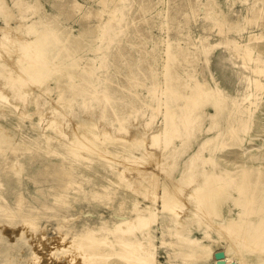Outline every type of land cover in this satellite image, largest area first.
I'll return each mask as SVG.
<instances>
[{"label":"rangeland","instance_id":"374dc122","mask_svg":"<svg viewBox=\"0 0 264 264\" xmlns=\"http://www.w3.org/2000/svg\"><path fill=\"white\" fill-rule=\"evenodd\" d=\"M207 8L212 10L210 17L205 15ZM252 9L264 10V0H106L104 4L100 0H0V202L13 207L16 195L22 193L36 207L32 215L35 229L25 225L26 230L23 225L27 222L22 219L8 226L0 223V232L4 227L13 230L9 235L4 232L2 242L9 241V264L62 261L75 249L69 243L74 233L85 227L96 231L101 223L120 225L121 220L126 222L121 225L123 230L127 221L135 223L130 222V227L135 226L129 233L124 232L125 236L137 235L143 248L155 249L154 264L264 261L259 241L261 237L264 240V90L250 105L251 113L230 114L233 123H228L232 125V131H228L222 113L215 115L208 94H193L188 87L195 81L216 84L226 96L222 104L227 106L232 100L246 103L242 76L250 71L242 66L239 57L228 53L223 38L248 44V36L257 35L250 45L255 44L264 61V15L263 20H253ZM96 11L101 14H93ZM217 20L224 26L220 28ZM53 22L66 31L65 38L77 37L76 43L81 45L73 50H56L52 59L36 60L35 69L24 71L25 62L33 63L34 45L27 44L25 51L23 47L37 36L43 39ZM203 38L209 45L206 52H198L192 62L179 60L171 64L172 55L180 52L178 46L199 49L205 43ZM40 71L43 77L37 81L34 77ZM172 72L179 83H173ZM263 75L260 77L264 82ZM61 85L87 88L89 93L84 95L80 90L69 94V89ZM174 86L181 87L178 99L172 94ZM171 112L176 117L169 131L166 114ZM167 124V130L159 133ZM257 165L261 166L258 171L251 169ZM62 166L71 168L80 190L68 188L62 198L65 204L52 206L51 187L56 181L47 174ZM245 171H249L246 177ZM208 176L221 177L206 183L211 191L204 204H209V209L203 205L200 192L193 191ZM217 184L221 186L216 188ZM242 184L251 188L247 195L236 189ZM102 188H106V198L94 197ZM165 194L175 197L180 205L174 226L170 224L171 215L161 206ZM36 199L47 203L48 208L41 207ZM252 199L256 201L251 203ZM147 206L149 210L143 211ZM138 210L147 217L141 229L136 220ZM63 215L68 223H63ZM229 221L237 226L232 227ZM21 229L23 242L14 248L10 245L17 239L14 232ZM142 230L151 231L152 239L148 241ZM96 235L108 239L113 236L106 231ZM42 239L47 240L44 243L49 248L56 246L66 254L53 256L58 251L54 248L52 253ZM189 239L199 240L212 254L192 253ZM179 243L185 245L177 251ZM227 245L229 252L225 253ZM244 245L247 252L254 253L242 256L246 253Z\"/></svg>","mask_w":264,"mask_h":264},{"label":"bare ground","instance_id":"6f19581e","mask_svg":"<svg viewBox=\"0 0 264 264\" xmlns=\"http://www.w3.org/2000/svg\"><path fill=\"white\" fill-rule=\"evenodd\" d=\"M100 2L102 3V4H104L105 2H106V0H100ZM75 6H76V4H74ZM211 13H212V10H210V9H205V15L206 16H208V17H210V15H211ZM264 13V10H261V9H252V17H251V19H253V20H257V19H260V18H262V16L264 15L263 14ZM93 14H95V15H100L101 14V11H96V12H93ZM111 14L113 15V11H111ZM262 20H263V18H262ZM217 24L220 26V28L221 27H223L224 26V24H223V22L221 21V20H217ZM47 29V33L44 35V37H42L43 39H41V37L39 38V36H37L34 40H32L31 42H29V43H27L26 42V46H21V48L23 47V49H24V51H25V48L27 49V44H30V45H34V49H32L33 51H34V55H33V57H32V59H33V63H32V65H28V62H27V64H26V62H25V64H24V67H26V70H24L23 69V67L22 68H20V69H22L21 71H29L30 69H31V67L33 68V69H35V65H34V62L36 61V60H38V61H40L39 59H44V60H50V59H52L55 55H56V50H59L60 51V49L61 48H66V51H68V50H73V49H75L77 46H80L81 45V43L79 42V43H76V41H77V37H72V38H69V37H66L65 38V34H66V31L65 30H61V29H58L56 26H55V22H53L52 24H51V26H49V27H47L46 28ZM221 31V30H220ZM50 32H52V35L50 34ZM68 39V40H67ZM204 39V38H203ZM258 39V37H257V35L255 36V35H249L248 36V44H240V43H238L236 40H234V38H232V39H230L229 37H226V36H224V38H223V41L225 40V42H224V44H225V48H226V50L228 51V53L231 55V56H236V57H239L242 61H241V64H242V66L245 68V69H247L248 71H250L248 74L249 75H246V76H242V78L245 80V89H246V95H245V99H246V103L244 104V103H242V102H240V103H237L235 100H232V102L231 103H229L227 106H226V104H222V102H223V100H226V96L223 94V90H221V89H219L217 86H216V84L215 85H213V86H210V85H208L207 83H204L203 85L201 84V83H199L198 81H195L194 83H192L191 85H188V87L189 88H191L192 89V93L193 94H197V93H204V92H206L207 94H208V96L212 99V106L214 107V110H215V115H217V114H221L222 113V122L224 123H226V125L228 124V123H233L232 121H230L229 120V116H230V114L231 115H233L232 113H233V111L234 112H237L238 111V113H236V114H239V111H241V113H244V112H248V113H251L252 112V109L250 108V105H252V104H254L255 103V101H256V99H258V95H259V92H261V91H263L264 90V82H263V80L261 79V77H260V75H262V74H264V66L263 65H260V62H263L264 63V61L260 58V52L259 51H257L256 50V47H255V44H252V45H250V42L251 41H253V40H257ZM205 40H207L206 38L204 39V42H205ZM71 42V43H70ZM62 43V44H61ZM191 44V43H190ZM178 48H179V50H180V52H176V54H174V55H172V57H171V62H173V63H171L172 65L175 63V62H177V61H179V60H186V62H192L193 61V59H194V57H196L197 56V53L198 52H206V50H208V48H209V45L207 44V42H205L204 44H202V45H200V47H199V49H194V50H190V48H189V46H188V48H181L180 46H178ZM197 48V47H196ZM23 49H21V50H23ZM5 51H7V50H5ZM9 51V50H8ZM27 51V50H26ZM28 51H30V47H29V49H28ZM62 52V51H61ZM23 54V53H22ZM179 55L181 56V57H179ZM17 57V56H16ZM19 59V58H18ZM9 60V59H8ZM26 60H29L30 62H32V60H30V59H26ZM20 61H21V59H20ZM19 61V62H20ZM165 61V60H164ZM18 62V61H17ZM22 62V61H21ZM48 62V61H47ZM2 64V63H1ZM17 64V63H16ZM15 64V65H16ZM29 64H31V63H29ZM40 64V62L38 63V65ZM33 65H34V67H33ZM42 65H44V64H41L40 66L41 67H44L45 68V66H42ZM8 66V65H7ZM13 66V65H12ZM23 66V65H22ZM14 68V67H13ZM4 69V68H3ZM46 69V68H45ZM11 71V70H10ZM35 71V70H34ZM9 73V72H8ZM47 73H49V71L48 72H46V74ZM12 74V73H11ZM16 74V73H15ZM14 74V75H15ZM23 75V74H22ZM264 76V75H263ZM29 77V76H28ZM32 77V76H31ZM43 77V72L42 71H40V74L37 76V77H34L37 81L40 79V78H42ZM172 79H174V80H172L173 81V83L174 84H176V81L179 83V78H178V76H176V74L175 73H171V76H170ZM8 79V78H7ZM18 79H20V78H18ZM24 79V78H23ZM9 80V79H8ZM22 80V79H21ZM204 80H205V78H204ZM8 82V81H7ZM19 82H20V80H19ZM18 82V83H19ZM205 82H206V80H205ZM2 83V82H1ZM23 84V83H22ZM26 85V84H25ZM22 86H24V85H22ZM62 86V88H64L66 91L69 89V94H73V91H80L81 89H79V88H72V87H66L65 85H61ZM26 87V86H25ZM22 88V87H21ZM167 88H168V86H167ZM166 88V89H167ZM25 89H27V88H25ZM70 89H72V92L70 91ZM172 94L173 93H175V95H176V98L178 99L179 98V95L180 94H182L181 93V87L180 86H174V87H172ZM81 91H84L83 93H84V95H86V94H88L89 93V90L87 89V88H82V90ZM171 91V90H170ZM24 93V92H23ZM177 94H179V95H177ZM200 95V94H199ZM198 95V96H199ZM195 97V96H194ZM213 97V98H212ZM176 98H175V100H176ZM181 98V97H180ZM205 98V97H204ZM186 98H184V100H185ZM189 100V99H188ZM189 101H191V100H189ZM200 103V102H199ZM164 104V103H163ZM191 104V103H190ZM164 106V105H163ZM225 106H226V109H225ZM166 107V105L164 106V108ZM185 107V106H184ZM168 109V108H167ZM191 110V109H190ZM224 110V111H223ZM53 111H54V109H53ZM226 111V112H225ZM52 112V111H51ZM50 112V113H51ZM165 112H166V110H165ZM188 112V111H187ZM193 112V111H192ZM168 113V112H167ZM163 114V113H162ZM180 114V113H179ZM184 114V113H183ZM176 114H175V112H171L170 114H166V116H167V118H168V123H169V131H170V128H171V126L172 127H174V125L175 124H173V123H175V122H173L172 120H174V117H176L175 116ZM240 115V114H239ZM188 116H189V114H188ZM247 117V116H246ZM183 118V117H182ZM188 118V117H187ZM198 118V116L196 117V119ZM116 119V118H115ZM183 119H185V117L183 118ZM238 119V118H237ZM233 120V119H232ZM236 120V119H235ZM195 121V120H194ZM193 121V122H194ZM238 121H239V119H238ZM241 121V120H240ZM239 121V122H240ZM179 122V121H178ZM190 122V121H189ZM188 123V122H187ZM244 123V122H243ZM51 125H52V121H51ZM185 125H186V123H185ZM184 125V126H185ZM193 125V124H192ZM225 125V126H226ZM247 125V124H246ZM177 126H178V124H177ZM167 127H168V124H167V126L165 125V128H161V130H160V132L159 133H164L166 130H167ZM230 127V124H228L227 125V129H228V131L229 130H231V128H232V125H231V127ZM237 127V126H236ZM188 128V127H187ZM241 128V127H240ZM175 129V128H174ZM176 130V129H175ZM185 130H186V128H185ZM237 130H238V128H237ZM243 130V129H242ZM232 131V130H231ZM241 132V131H240ZM158 133V134H159ZM175 133V132H174ZM185 133H187V132H185ZM179 134V133H178ZM177 134V135H178ZM217 134V133H216ZM228 134V133H227ZM175 135V134H174ZM170 136V135H169ZM105 137H110V136H106L105 135ZM154 137H156V136H154ZM186 138V137H185ZM229 138V137H228ZM171 139V138H170ZM80 141V140H79ZM219 145V144H218ZM221 145V144H220ZM123 148H125V146H123ZM78 149V148H77ZM76 150V149H75ZM91 150H94V149H91ZM196 159H199V158H197L196 157ZM206 161V160H205ZM207 162V161H206ZM209 162V161H208ZM261 168V166L260 165H257L255 168L253 167V168H251L252 170H256V171H258L259 169ZM249 169V168H248ZM230 171V170H229ZM229 171H226L225 170V173L226 174H228V173H230ZM237 172V171H236ZM249 171H245L244 172V176H245V174L247 175V173H248ZM258 173V172H257ZM119 174V173H118ZM231 174V173H230ZM48 175H52L53 176V178H54V180L56 181V183H54V185L51 187V190H52V192H51V195L53 196V203H52V206H60V205H64L65 204V202L62 200V198H63V196H65L66 195V193H67V189L68 188H74V189H77V190H80V183H78V181L75 179V175H74V173L72 172V170H71V168L70 167H66V166H62V167H59V168H55V169H53L52 170V172H51V174H47V176ZM117 175V174H116ZM216 175V174H215ZM214 175V176H215ZM204 176V175H203ZM243 176V177H244ZM213 177V176H212ZM246 177V176H245ZM117 178H118V180H119V182H121L122 181V177L120 176V174H119V176L117 175ZM221 178V177H220ZM220 178H211V176H208V179H206V180H203V184L202 185H196L194 188H193V191H196V192H200V194L202 195V197H203V199H201V201L203 202V200H205V202H203V205L205 206V204L204 203H207V200L209 199V197H208V194H209V191H211L210 190V185H209V187H207L206 185V183H209V181L210 180H212V181H218V179H220ZM223 178V177H222ZM240 178H241V176H240ZM213 179H215V180H213ZM206 181H208V182H206ZM211 184V183H210ZM240 184V183H239ZM206 186L204 189L202 188L203 186ZM212 185V184H211ZM214 185V184H213ZM246 185V184H245ZM245 185H243L242 184V186L241 185H238L237 187H236V189H238V193H240V194H246L247 195V191H250L251 190V188L249 189V187H245ZM215 186H217L216 188H218V187H220L221 185L220 184H217V185H215ZM168 187V186H167ZM215 188V187H214ZM216 188L214 189V190H216ZM212 189V188H211ZM213 190V191H214ZM147 191V190H146ZM165 191H167V190H165ZM168 191H170V190H168ZM251 192V191H250ZM162 193H163V191H162ZM165 193V192H164ZM167 193H169V192H167ZM216 193H217V190H216ZM94 195V197H96V198H98V199H104V197L106 198V188H102V190H101V192L100 193H94L93 194ZM200 195V196H201ZM211 195V194H210ZM200 196H198V197H200ZM252 196V195H251ZM158 198H160V197H158ZM162 198H163V202H161V203H163L161 206H163L164 207V210H166V211H168L169 212V215H171L169 218H172V222L170 223L172 226H174L176 223H177V219L179 218H176L175 217V215H176V208L177 207H180V205H179V202H178V200L177 199H175V197L174 198H171L170 196H169V194H165V195H163L162 196ZM157 198H155V200H156ZM160 200V199H159ZM244 200H245V198H244ZM36 201H37V203L41 206V207H45V208H48V205H47V203H45L44 201H39L38 199H36ZM251 200H249V202H250ZM256 200L255 199H252V201H251V203H254ZM196 202H197V200H196ZM135 203V202H134ZM246 204H248V200H247V202L245 203V205ZM198 205L200 206V202L198 203ZM203 205H201L202 206V208L204 207ZM208 205L209 204H207L206 206L208 207ZM134 207H136L137 205H136V203L133 205ZM146 206V205H145ZM205 206V207H206ZM133 207V208H134ZM206 207V208H207ZM36 207H35V205H32L31 203H29L28 201H26V199L23 197V195H22V193H18L17 195H16V197H15V199H14V202H13V207L12 206H10L9 204H7V203H5L4 202V204L2 203V202H0V223H2V222H6V224H7V226L9 225V224H12V223H14L15 222V220H17V219H22L24 222H27L26 224H24L23 226H25V225H28L30 228H32V229H35L36 228V225H35V222H34V219H33V209H35ZM199 208V207H198ZM201 208V209H202ZM210 208V206L208 207V209ZM149 210V208H148V206L147 207H145L144 208V210L143 211H148ZM154 210H156V209H154ZM184 210V209H183ZM205 211H206V209H204ZM143 211H139L138 210V216H137V221H138V227L141 229V227L142 226H144V224L146 223V221H147V217H145L144 216V214H142V212ZM185 211V210H184ZM200 211V210H199ZM205 211H204V213H205ZM132 212V211H131ZM134 212H136L135 210H134ZM155 212V211H154ZM177 213H179V212H177ZM210 213V212H209ZM62 214V213H61ZM151 214V213H150ZM200 214V213H199ZM206 214H208V211H207V213H205V215ZM211 214V213H210ZM90 215H92V214H90ZM137 215V214H136ZM152 215V214H151ZM201 215H202V212H201ZM64 216V215H63ZM62 216V217H63ZM180 216V215H179ZM60 217V216H59ZM58 217V218H59ZM92 217V216H91ZM132 217V216H131ZM130 217V218H131ZM206 217V216H205ZM57 218V217H56ZM64 219L66 218L65 216L63 217ZM122 219H124L123 217H121ZM127 218V217H126ZM134 218H136V217H134ZM176 218V219H175ZM201 218H202V216H201ZM210 218V217H209ZM61 219V218H60ZM133 219V218H132ZM150 219V218H149ZM68 220V219H67ZM66 219H65V222H63V223H66V221H67ZM118 220H121V219H118ZM125 220V219H124ZM130 220V219H129ZM62 221H64V220H62ZM61 221V222H62ZM58 222V221H57ZM124 222V221H123ZM122 222V220H121V223L124 225V223H126V222H124L123 223ZM130 222L131 223H134V222H132V220L131 221H127V228L125 229V230H123V229H121V225L122 224H120L119 225V223H113V224H111V225H107V224H105V223H101V226L99 227V228H97V230L96 231H93V228L91 229L90 227H85L82 231H80V232H78V233H74L72 236H71V241L69 242L70 243V245L71 246H74V248L72 247V249H74L73 251H69L66 255L63 253L64 252V250H63V252H59L58 250H59V248H58V250L56 249V251H58L55 255H53V256H56V255H58V254H60V253H63V255H65V257H64V259L61 261V260H59V261H50L49 262V260L47 261V262H45V264H154V252H155V249H154V252H153V249H145V248H143L142 247V243L140 242V240H138V238H136L135 236H137V235H135V236H127L128 235V233H129V229L131 230V228H133V225L135 224H133L132 225V227H130L131 226V224H130ZM149 222V221H148ZM179 222V221H178ZM60 223V222H59ZM63 223H60V224H62L63 225ZM67 223H68V221H67ZM85 223V222H84ZM207 223V222H206ZM5 224V225H6ZM21 224H23L22 222H21ZM21 224H20V226H21ZM128 224H130L129 226H128ZM207 224H209V223H207ZM228 224H230V221L228 222ZM56 226H57V224H55ZM146 225V224H145ZM226 225V224H225ZM232 227H236L237 225L236 224H233V222L230 224ZM1 226H3L2 224H1ZM11 226V225H10ZM16 226V225H15ZM19 226V225H18ZM64 226V225H63ZM125 226H126V224H125ZM135 226V225H134ZM211 226V225H210ZM12 227V226H11ZM26 228H27V226H25ZM96 227V226H95ZM129 227V228H128ZM145 227V226H144ZM14 228V227H13ZM23 228V227H22ZM37 228H39L38 227V225H37ZM58 228V227H57ZM61 228H62V226H61ZM136 229H138L137 227H135ZM134 228V229H135ZM172 228V227H171ZM225 228V227H224ZM229 228L230 227H228V230H229ZM10 229V228H9ZM9 229H8V227H7V229H5V227H4V232L6 231V233L8 234L9 232H12L13 230H11V231H9ZM41 229H42V227H41ZM1 230H3L2 228H1ZM16 230V229H15ZM19 230H20V228H19ZM16 231V232H14L16 235L15 236H17V237H15V238H17V239H15V243L13 244V243H11L10 245H13V247L14 248H16V247H18L22 242H23V236H24V234H23V230L21 229V231ZM26 230H28V228L26 229ZM31 230V229H30ZM127 230V231H126ZM227 230V231H228ZM31 231H33V230H31ZM70 231V230H69ZM73 231V230H72ZM98 231H106V232H109V233H111V234H113V236H112V238H110V239H108V237L107 236H105V235H96L97 234V232ZM132 231H134V230H132ZM146 231V232H145ZM145 231H143L142 230V234H143V236L144 235H146L147 236V238H148V241L150 240V239H152V234H150V232L148 231V230H145ZM245 231V230H244ZM261 232H262V230H260ZM260 231H258V232H260ZM4 232H0V264H9L10 262V260H8V247H7V244L9 243V241H8V243L7 244H4V243H2V242H5L4 241V238L5 237H3V234H4ZM34 232H35V230H34ZM124 232H128L127 233V235L125 236L124 234H126V233H124ZM27 232H25V234H26ZM161 233V232H160ZM11 234V233H10ZM41 234V233H40ZM39 233L37 234L38 236L40 235ZM64 236H65V234L64 233H62ZM135 234V233H134ZM9 235V234H8ZM23 235V236H22ZM46 235V234H45ZM61 235V234H60ZM60 235H57V237L58 236H60ZM68 235V234H67ZM131 235V234H130ZM151 235V236H150ZM258 235H260L259 233H258ZM12 236V235H11ZM27 236V235H26ZM44 236V235H43ZM169 236V235H168ZM224 236V235H223ZM226 236H228L227 234H226ZM225 236V237H226ZM7 237V236H6ZM37 237V236H36ZM45 237V236H44ZM56 237V236H55ZM54 237V238H55ZM61 237H63V236H61ZM224 237V238H225ZM229 237V236H228ZM246 237V236H245ZM10 238V237H9ZM13 238V237H12ZM27 238H29V237H27ZM42 237H40V239H41ZM64 238V237H63ZM26 239V238H25ZM36 239V238H35ZM39 239V238H38ZM39 239V240H40ZM57 239V238H56ZM58 239H59V237H58ZM170 239V238H169ZM226 239V238H225ZM254 239V238H253ZM260 240V245H262V247L259 245V243H257V242H255L258 246H259V249H260V247L262 248V250L264 249V240H263V238L261 237V238H259ZM14 240V239H13ZM30 240V238L28 239V241ZM33 240V239H32ZM45 240V239H44ZM50 240V239H49ZM51 240H52V238H51ZM255 240V239H254ZM12 241V240H11ZM26 241H27V239H26ZM27 241V242H28ZM34 241V240H33ZM42 241H43V239H42ZM45 241H47V240H45ZM45 241H43V243L45 242ZM61 241H62V239H61ZM189 241V245H190V247L192 248V253L193 252H199V251H201V253L203 252H210V254H212L211 252V250L210 249H207V248H209V247H207V246H205V245H201V243H200V241L199 240H197V239H189L188 240ZM227 241V243H228V241L229 240H226ZM247 241V240H246ZM245 241V242H246ZM252 241V240H251ZM258 241V240H257ZM258 241V242H259ZM13 242V241H12ZM54 242H55V240H54ZM235 242V241H234ZM245 242H242V244L243 243H245ZM249 242V241H248ZM29 243V242H28ZM42 243V244H43ZM60 243V242H59ZM229 243H231V241L229 242ZM233 243V242H232ZM26 244V243H25ZM35 244V243H34ZM41 244V245H42ZM45 244V243H44ZM47 244V243H46ZM45 244V245H46ZM54 244V243H53ZM57 244V240H56V243H55V245ZM63 244H64V242H63ZM62 244V245H63ZM149 244V243H148ZM245 244H247V243H245ZM27 245V244H26ZM30 245H32L31 243H30ZM29 245V246H30ZM40 245V246H41ZM62 245H59L58 244V246H62ZM172 245V244H171ZM170 245V246H171ZM183 245H185V244H178L177 245V251H179L180 249H179V246L180 247H182ZM234 245V244H233ZM257 245H251V246H253L254 248L257 246ZM22 246V245H21ZM28 246V245H27ZM50 246V245H49ZM49 246H47L46 245V247L47 248H49ZM52 246V245H51ZM235 246V248H239V246H238V244L237 245H234ZM233 246V247H234ZM243 246V245H242ZM245 246V245H244ZM248 247L250 246V245H247ZM250 246V247H251ZM257 246V247H258ZM32 247H34V246H32ZM46 247L44 246L43 248H45V250H46ZM63 247V246H62ZM62 247H61V249H62ZM229 247H230V245H227V247H226V250H225V253H228L229 252ZM246 247V246H245ZM244 247V248H245ZM249 247V248H250ZM256 247V248H257ZM11 248V247H10ZM29 248V247H28ZM36 248V247H35ZM53 247L52 248H49L50 250L52 249H54ZM153 248V247H152ZM176 248V247H175ZM240 248H242V247H240ZM254 248H252L253 250H254ZM30 250H31V248H29ZM48 249V250H49ZM55 249H54V251L53 252H55ZM246 249L248 250V248L246 247L245 248V251H246ZM44 252L43 253H45V250L44 249H42ZM52 250H51V252H52ZM230 250H233V249H230ZM237 250V249H236ZM239 250V249H238ZM257 250V249H256ZM11 251V250H10ZM28 251V250H27ZM34 251V250H33ZM33 251H30L29 253L30 254H32L33 253ZM62 251V250H61ZM240 251H243V250H240ZM245 251H243V252H245ZM14 252H15V249H14ZM13 252V253H14ZM46 252H47V250H46ZM51 252H50V254H51ZM52 252V253H53ZM214 252V251H213ZM231 252V251H230ZM242 252V253H243ZM258 253H263L264 252V250H263V252L262 251H260V250H258L257 251ZM12 253V252H11ZM16 253V252H15ZM34 253H36L35 251H34ZM48 253H49V251H48ZM251 253H254V252H247L246 251V253L245 254H243L242 256H244V255H250ZM46 254V253H45ZM264 254V253H263ZM11 255V254H10ZM28 255V254H27ZM35 255V254H34ZM44 255V254H43ZM61 255V254H60ZM196 255V254H195ZM241 255V254H240ZM15 256V255H14ZM31 256V255H30ZM36 256V255H35ZM35 256H34V258H35ZM51 256V255H50ZM238 256V255H237ZM241 256V257H242ZM10 257V256H9ZM16 257H17V255H16ZM29 257V256H28ZM31 257H33V254H32V256ZM30 257V258H31ZM46 256L44 255V258H45ZM47 257H48V254H47ZM63 257V256H62ZM61 256H60V258H62ZM211 257V256H210ZM247 257V256H246ZM21 258H24V257H21ZM33 258V259H34ZM36 258H38L37 256H36ZM43 258V259H44ZM53 258V257H52ZM52 258H48V259H52ZM55 258H57V257H54V259ZM59 258V257H58ZM111 258H116L115 260H113V261H111V262H109L108 260L109 259H111ZM239 258V257H238ZM244 257H242V259H243ZM20 259V258H19ZM26 260H27V256H26V258H25ZM32 259V258H31ZM30 259V260H31ZM42 259V260H43ZM53 259V260H54ZM247 259V258H246ZM246 259H244V260H246ZM35 260H37V259H35ZM34 260V261H35ZM39 260H40V258H39ZM261 260V259H260ZM16 261V260H15ZM21 261V260H20ZM19 261V262H20ZM183 261L184 262H186L185 261V259H183ZM12 262V261H11ZM23 262V261H22ZM27 262V261H26ZM26 262H24V263H26ZM30 262V261H29ZM28 262V263H29ZM37 262H38V260H37ZM41 262H43V261H41ZM247 262V261H246ZM18 263V262H17ZM39 263H40V261H39ZM238 263H240L239 261H238ZM248 263V262H247ZM12 264H14V263H12ZM20 264V263H19ZM23 264V263H22ZM41 264V263H40ZM186 264H191L190 262H186ZM240 264H246L245 262L244 263H240ZM260 264H264V261H262L261 260V262H260Z\"/></svg>","mask_w":264,"mask_h":264}]
</instances>
